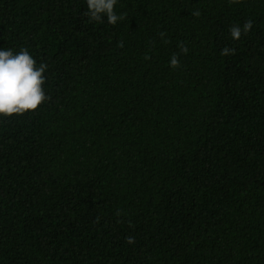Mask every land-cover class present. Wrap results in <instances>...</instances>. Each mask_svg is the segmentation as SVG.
I'll return each mask as SVG.
<instances>
[{"label":"trees","instance_id":"obj_1","mask_svg":"<svg viewBox=\"0 0 264 264\" xmlns=\"http://www.w3.org/2000/svg\"><path fill=\"white\" fill-rule=\"evenodd\" d=\"M114 10L0 0L48 97L0 117V264H264V0Z\"/></svg>","mask_w":264,"mask_h":264},{"label":"clouds","instance_id":"obj_2","mask_svg":"<svg viewBox=\"0 0 264 264\" xmlns=\"http://www.w3.org/2000/svg\"><path fill=\"white\" fill-rule=\"evenodd\" d=\"M231 3H238L239 0H230ZM117 0H86L87 15L91 21L103 22V17H107L109 24H116L123 20L124 16L118 15L114 7ZM200 11L195 9L193 16H200ZM253 27L251 20L245 21L241 25H233L230 28V35L234 40H239L242 34H247ZM161 38L165 33H160ZM119 46H123L120 42ZM181 52L187 53L188 48L180 44ZM235 49L225 47L221 50V55L234 54ZM148 59L149 57H145ZM172 68L179 67V58L173 54L170 58ZM47 69L45 63L37 62L29 53L27 48H21L18 52L11 49L0 50V117H11L22 115L28 111L36 110L48 97L45 94L43 85L45 83L44 73ZM127 243H134V237H128Z\"/></svg>","mask_w":264,"mask_h":264}]
</instances>
